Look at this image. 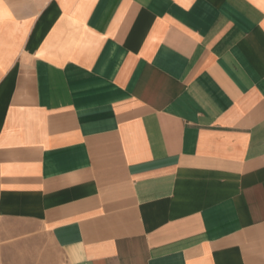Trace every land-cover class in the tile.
<instances>
[{
    "label": "crops",
    "instance_id": "crops-1",
    "mask_svg": "<svg viewBox=\"0 0 264 264\" xmlns=\"http://www.w3.org/2000/svg\"><path fill=\"white\" fill-rule=\"evenodd\" d=\"M0 264H264V0H0Z\"/></svg>",
    "mask_w": 264,
    "mask_h": 264
}]
</instances>
